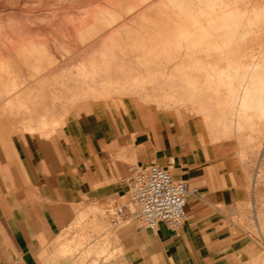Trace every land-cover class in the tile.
<instances>
[{
    "label": "crops",
    "instance_id": "crops-1",
    "mask_svg": "<svg viewBox=\"0 0 264 264\" xmlns=\"http://www.w3.org/2000/svg\"><path fill=\"white\" fill-rule=\"evenodd\" d=\"M50 76L35 79L30 91L21 78H0V112L23 108L49 134L43 112L59 98L52 90L58 77ZM19 122L27 127V118L0 114L2 142ZM8 143L6 156L0 146V264H52L59 245L80 235L91 242L96 234L110 239L109 252L121 250L120 264H253L254 242L230 219L244 189L232 162L152 110L119 114L96 102L71 112L49 138L24 134ZM154 163L198 187L204 199L189 201L188 220L176 232L162 222L113 226L105 216L111 204L127 196L137 168Z\"/></svg>",
    "mask_w": 264,
    "mask_h": 264
},
{
    "label": "rangeland",
    "instance_id": "rangeland-1",
    "mask_svg": "<svg viewBox=\"0 0 264 264\" xmlns=\"http://www.w3.org/2000/svg\"><path fill=\"white\" fill-rule=\"evenodd\" d=\"M115 1L117 0H0V78H21L27 90L35 79L41 80L43 78L40 76L48 73L51 74L50 77H58L52 90L59 97L56 100L57 107L49 106L50 110L43 112L48 117L49 134L45 133L43 127H39L40 117H33L28 112L26 114L23 108L18 114L9 107L5 108V113L1 111L0 114H4L9 121L16 115L21 119L27 118L26 128L19 122L15 133H8L4 142L0 139L1 150L6 156L8 142L13 136L27 134L49 138L63 126L71 112L88 110L96 102L110 106L119 114H124L127 108L131 111L135 108L152 110L155 117L168 118L179 130L190 131L197 142L216 150L218 158L232 162L244 189L230 219L242 234L254 242L253 264H264V78L260 79L262 74H256L258 78H252L255 72L259 73L263 69L260 65L259 68L255 65L264 64V49L261 54L260 49L254 50L255 60L249 61L248 68L239 69L240 73L231 70L230 75L219 74L217 78L202 75L198 79L199 92H193L188 77L176 75L174 67L164 60L155 62L152 68L156 72L155 76L149 75L146 68L140 66L136 67L137 75L129 72L133 78H125L117 73L108 74L109 70H116L122 64H132L131 61L124 63L117 48H105L101 46L104 45L103 42L97 43V40V45L91 46V50H85L84 57L82 50L80 56V49L86 48L87 42L95 38L92 31H89L85 43L70 44L71 52L67 45H62L66 43L65 40L59 37L71 35L72 25L69 22L72 19L81 22L84 17L82 21H85L87 16L97 11H107L106 18H111V25L114 26L113 18L108 12H119L115 8ZM154 1L157 0H131L125 3L127 7L139 10ZM204 3L205 0L198 1L202 8ZM261 6L259 14H264V2ZM132 10L131 12L135 11ZM185 32L186 30L177 33L179 43L183 45V50L180 49L183 55L189 52L185 46ZM179 34L186 38L182 39ZM235 36L241 38V33ZM43 37L51 42V56L41 54V58L35 56L27 62V54L31 52L28 47L35 44L34 41L43 40ZM15 44L20 47L21 52H25L23 62L19 61L12 50ZM5 48L8 50L5 51ZM13 83L15 81L9 80V84ZM50 90L43 91L47 95V101L52 100L48 97L53 92ZM109 97L114 99H108ZM176 108L183 111L181 115ZM32 117L34 120L30 119ZM7 132L9 131L6 130L5 133ZM142 169L139 167L137 171ZM126 198L128 194L120 200ZM114 205L112 203L105 214L108 220L113 216ZM109 245L110 239L99 234L91 242L85 235L76 236L73 242L67 241L59 245L52 264H120L118 256L121 250L109 252Z\"/></svg>",
    "mask_w": 264,
    "mask_h": 264
},
{
    "label": "bare ground",
    "instance_id": "bare-ground-1",
    "mask_svg": "<svg viewBox=\"0 0 264 264\" xmlns=\"http://www.w3.org/2000/svg\"><path fill=\"white\" fill-rule=\"evenodd\" d=\"M125 1L131 0L115 1V8L119 12H108L113 18L114 26L111 25V18L110 20L106 18L105 10L91 13L85 21H82L84 17L81 22L70 19L71 35L64 34L59 37L66 42L62 45H67L71 52L70 44L85 43L89 31H92L95 38L87 42L86 48L80 49V56L82 50L83 54L85 50H91V46L103 42L104 45L101 46L105 48H117L121 52L123 62L128 60L132 63L122 64L116 70H109L108 74L117 73L124 75L125 78H133L130 73L137 75L136 67L140 66L145 67L149 75L155 76L156 72L152 71L155 62L164 60L174 67L176 75L188 77L193 92L200 90L198 79L202 75L217 78L219 74L228 75L233 70L237 72L239 69H246L249 61L255 60L254 50L260 49V53L264 49V14H259L264 0H205L203 8L198 5L199 0H196L197 4L194 0H157L139 10L127 7ZM136 7L139 8L138 5ZM183 30H186L187 38L183 37L187 39L185 46L189 51L184 55L180 53L183 45L179 43L180 39L177 37V33ZM238 33H241V38L235 36ZM179 36L182 37L181 34ZM34 42L35 44L28 47L31 52L27 54V62L35 56L41 58V54L49 57L50 40L43 37V40ZM7 50L5 48V51ZM12 50L19 61L25 60V52H21L18 45ZM262 60L264 62V58ZM257 65L263 69H260L259 73L254 70L252 78L253 76L258 78L256 74L258 76L262 74L260 79L264 78V64L258 63L255 66ZM249 94L251 95V92Z\"/></svg>",
    "mask_w": 264,
    "mask_h": 264
},
{
    "label": "built area",
    "instance_id": "built-area-1",
    "mask_svg": "<svg viewBox=\"0 0 264 264\" xmlns=\"http://www.w3.org/2000/svg\"><path fill=\"white\" fill-rule=\"evenodd\" d=\"M204 199V192L189 182L177 180L168 167L151 164L130 179L128 198L113 207L111 223L120 225L135 220L154 228L164 223L178 231L188 220V203Z\"/></svg>",
    "mask_w": 264,
    "mask_h": 264
}]
</instances>
